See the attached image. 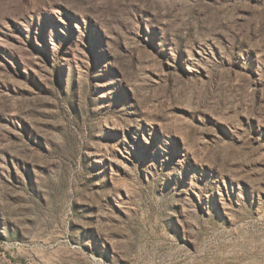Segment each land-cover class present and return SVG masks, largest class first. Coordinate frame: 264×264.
I'll list each match as a JSON object with an SVG mask.
<instances>
[{
    "label": "rangeland",
    "instance_id": "rangeland-1",
    "mask_svg": "<svg viewBox=\"0 0 264 264\" xmlns=\"http://www.w3.org/2000/svg\"><path fill=\"white\" fill-rule=\"evenodd\" d=\"M0 264H264V0H0Z\"/></svg>",
    "mask_w": 264,
    "mask_h": 264
}]
</instances>
